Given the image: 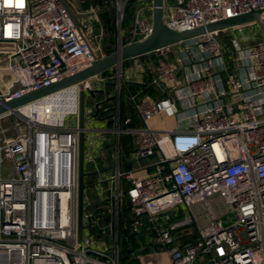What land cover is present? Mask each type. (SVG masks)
I'll list each match as a JSON object with an SVG mask.
<instances>
[{
	"label": "built area",
	"instance_id": "obj_1",
	"mask_svg": "<svg viewBox=\"0 0 264 264\" xmlns=\"http://www.w3.org/2000/svg\"><path fill=\"white\" fill-rule=\"evenodd\" d=\"M65 1L72 11L73 3ZM102 1L104 10L114 11L116 48L152 32V0ZM77 3L79 11L72 13L85 14L78 18L82 32L86 18L98 15L93 5L86 14ZM126 8L131 12L128 35L123 28ZM162 9V22L173 31L253 11L262 31L258 38L250 37L254 31L245 34L247 27L256 25L249 23L151 53L158 57L151 83L168 96L136 101L131 97V114L126 116L121 115L120 95L131 77L122 75L121 65L86 83L84 118L101 121L105 127L86 129L99 138L84 157L85 169L92 168L86 171L97 172L87 188H93L98 203L83 215L87 227L79 251L77 86L1 115L0 122L10 119L12 135L6 134L8 128H0V264H120L119 216L124 199L132 233L138 232L145 217L147 233L167 264H264V0H163ZM82 34L86 41L57 0H0V104L84 69L92 63V54L98 59L107 56L102 44L96 53ZM180 47L184 52L174 56ZM107 83L113 85L108 97L112 104L86 105L89 96ZM54 95L67 105L58 119L57 106L49 100ZM163 103L171 110L169 128L153 124ZM25 106L39 109L41 116L26 115ZM70 116L75 118L71 128L65 125ZM123 135L136 138V161L154 153L156 161L123 171ZM106 145L111 146L112 168L100 173L108 165L99 163L102 156L106 160ZM209 196L229 211L218 214ZM197 204H206L208 210L200 226L191 211ZM170 210L178 220L164 216L167 223H163L160 214ZM227 213H233V220L224 224L220 214ZM190 225L195 240L183 243L178 233Z\"/></svg>",
	"mask_w": 264,
	"mask_h": 264
},
{
	"label": "water",
	"instance_id": "obj_2",
	"mask_svg": "<svg viewBox=\"0 0 264 264\" xmlns=\"http://www.w3.org/2000/svg\"><path fill=\"white\" fill-rule=\"evenodd\" d=\"M58 3L66 10L70 21L72 22L75 29L78 31L79 35L83 40L84 38L81 27L78 22L79 17H84L85 14L75 15L70 10L65 0H57ZM163 0H152V11H151V22H152V32L145 39L124 45L120 48L107 55L102 59H98L94 54H92L93 61L92 63L85 67L84 69L71 74L69 76H64L55 83H52L49 86L43 87L38 90L31 91L26 93L16 99L10 100L0 104V116L8 113H13L19 107H22L28 103L34 102L36 100L42 99L48 95H51L63 88H66L70 85H76L78 88V113H77V159H76V182H77V207H76V250L79 251L81 248V240L83 236V231L86 229L87 225L83 223V215L87 214V210L96 203H90L84 205V195L88 185L85 183L87 177L95 175L97 172H88L85 169L84 165V142L86 128L84 125V110H85V85L86 83L95 75L101 74L108 70L115 69L117 66H120L124 63L125 66H128L129 60L136 59L145 55H149L159 49L176 45L182 41L195 38L205 33L209 32H219L224 29H229L231 27L245 25L249 23H255L260 31H262L261 24L259 22L257 12L253 11L244 15L237 17L223 19L214 23H210L198 28L188 30V31H173L168 29L162 22L163 9H162ZM98 92V91H96ZM106 160L108 165L105 168L100 169L98 172H106L112 168L110 157L106 154ZM128 203V200H126ZM168 216L170 221L175 222L178 219L174 216V213L166 211L160 214V217ZM142 224L146 227V218L142 217ZM147 235L151 237V234L136 233L135 239L140 250L143 252L144 246L140 239L141 236ZM132 248V247H131ZM157 248V246H155ZM124 255L122 258H125L127 255L122 252Z\"/></svg>",
	"mask_w": 264,
	"mask_h": 264
},
{
	"label": "crops",
	"instance_id": "obj_3",
	"mask_svg": "<svg viewBox=\"0 0 264 264\" xmlns=\"http://www.w3.org/2000/svg\"><path fill=\"white\" fill-rule=\"evenodd\" d=\"M86 3L91 4L94 6L95 10L97 11V15L99 20L101 21V13L104 10L102 8L103 1L102 0H86ZM87 5V4H86ZM87 7V6H86ZM102 22V21H101ZM104 25V22H102ZM102 27V26H101ZM105 28V26H104ZM104 37V31L99 35L98 39L100 40V44H102V40ZM186 50V49H185ZM179 51H182V48L180 47L178 50L175 51V55L177 56ZM187 52V53H186ZM185 54L190 57V54H188V51H186ZM121 73L123 76L130 75L131 80L130 81H125L123 86H122V91L125 95L128 96V99L131 101V97L134 98V100H139L142 97H150L152 99H165L166 97H161L160 94L155 95V94H148L143 93V89L139 88L137 89L133 94L132 92H129L128 86L132 85H139L143 86L146 85L149 87L151 90H155L156 87H154L151 83L153 77L149 78V75L147 73L146 68L143 65V62H141L138 58L129 60L128 66H125L124 63L121 64ZM113 72H115V69H112ZM155 75V68H154V74ZM99 89L101 91H104L105 86H99ZM130 95V96H129ZM132 102V101H131ZM170 108L167 106L166 103L162 104V114L160 117H157V119L153 120V124L158 126L159 128H169L171 125V119L170 116ZM126 163L130 164L131 162L136 161L135 160V155H134V150L132 152H126L125 153V158ZM106 161V160H105ZM107 164V161H106ZM141 225L138 227V232L137 233H147L146 227L143 226L142 224V219ZM161 221L163 223H167V220L165 218L161 217ZM131 224H132V216L130 215V209L129 206L126 202V200H123V206L122 210L119 216V233H120V243L124 244L125 247L122 248L124 251L127 250L128 252H131V257H134V260H137L138 264H167V258L163 254L161 248H155L156 245H154L152 238L148 237L147 235H143L140 237L143 246H144V251L139 252L140 248L138 247L135 239V234L132 233L131 229ZM183 231V230H182ZM180 231V232H182ZM193 240V235L190 234L186 236V242ZM132 247V248H131ZM132 259V260H133Z\"/></svg>",
	"mask_w": 264,
	"mask_h": 264
},
{
	"label": "trees",
	"instance_id": "obj_4",
	"mask_svg": "<svg viewBox=\"0 0 264 264\" xmlns=\"http://www.w3.org/2000/svg\"><path fill=\"white\" fill-rule=\"evenodd\" d=\"M87 7H89V4L86 3ZM105 4H102V6L104 7ZM101 21L104 22V26H105V34L102 40V45L101 48L103 50V52L106 55H109L111 53H113L116 50V38H115V28H114V11L110 8H107L105 10L102 11L101 15ZM131 24V12L129 8L125 9V18L123 21V28L125 29V35H128L129 33V26ZM228 40L224 39L223 40V44L224 45H228ZM169 59H172L171 56L168 57ZM141 62H143L144 67L147 70V73L149 75V78L154 77V67L158 61V57L154 54H149V55H145L142 57L138 58ZM107 72V71H106ZM103 72V73H106ZM129 88V92L132 94L139 88L143 89V93H147L148 94H155L158 96V94L161 95V97H166L168 96V93L166 91H163L162 89H160V87H156L155 90H150L148 86L143 85V86H139V85H132V86H128ZM113 91V85L107 83L105 85V89L104 91H98V92H94L92 93L89 98L86 101V105H90L91 102H100L101 103V108L109 106L112 104V100L108 99L109 95L112 93ZM130 96V95H129ZM131 107H132V102L128 99V96L125 95L123 92L120 95V111H121V115L122 116H126L131 114ZM97 116H101L100 113H97ZM136 145V138L131 136V135H123L120 138V148H121V169L123 171L129 170V169H133L139 166H144V165H149L150 163H153L156 161V154H152L151 156H149L147 159H142L139 161H134L131 162L130 164L126 163L125 161V153L126 152H132L135 148ZM103 151L107 154V155H111V146L110 145H106L103 148ZM105 157L102 156L101 161L99 162L100 164H104L106 161ZM87 170H91V166H87L86 167ZM85 182L87 185H90L92 182V178L91 177H87L85 179ZM124 187L127 186V184L124 183L123 185ZM85 195L86 196H90V202H95L97 201V196L94 194V190L91 186H89V188L86 189L85 191ZM93 230V229H92ZM96 232V231H95ZM193 234V230H191V228L188 229H184L182 232L178 233L179 238H183V243H192L195 240V236H193V240L191 239V241L186 242V236ZM122 248L125 247L124 244H121ZM124 253H126V257L122 258V260L120 261V264H138L137 260H132L133 257H131V252H128L127 250L124 249ZM124 254H122L123 257Z\"/></svg>",
	"mask_w": 264,
	"mask_h": 264
},
{
	"label": "rangeland",
	"instance_id": "obj_5",
	"mask_svg": "<svg viewBox=\"0 0 264 264\" xmlns=\"http://www.w3.org/2000/svg\"><path fill=\"white\" fill-rule=\"evenodd\" d=\"M70 2L73 3V7L71 8L73 12H76L77 10L79 11V7H78V3L79 2L82 6L83 11H86V14L88 13L87 11L89 10V7H86V0H69ZM249 25V24H247ZM254 31L253 34L250 35V37L252 36H257V38L260 36V32H259V28L255 25V26H249L246 28L245 30V34L249 35L250 33H252ZM82 32L84 33V35L86 36V38L89 41V44L92 48L95 49V52H97L98 46L100 44V40L98 39L99 35L103 32L101 24L99 22V19L95 16V15H91L89 17L86 18L85 20V24L84 27L82 28ZM231 30L226 31V33H230ZM240 64V63H239ZM65 125L66 127H74L75 125V118L70 116L67 117L66 121H65ZM85 128L86 129H100V128H104L105 125L103 122L101 121H96L93 118L90 117H86L85 118ZM11 126V121L9 118H4L1 122H0V128H8L7 130V135L10 136L12 135L10 132L11 130L9 129V127ZM85 142H84V157L87 155H90V152H92V150L95 148V146L98 144L97 139H99L98 137L95 136L94 132L91 131H86L85 132ZM94 157V155L92 156ZM97 193H100V189L97 190ZM90 196H88L89 198ZM209 200V204L212 206L213 210L216 211L218 214L221 213L224 210L229 211L228 209L224 208L222 204H220L219 202H217L214 199V196H209L207 198ZM90 201V199H89ZM96 202V201H95ZM90 203H94V202H88V200L85 198L84 196V205H88ZM207 205L205 204H197L196 207H192L191 211L194 215V218L196 220V226H200L204 223L205 221V216L204 213L207 210ZM93 209L90 210V212H92ZM184 215H188L187 212L184 213ZM221 216V220L224 224L229 223L230 221L233 220V213H227V214H220ZM191 228V230H193V236H195V228L193 227V225L187 226L186 229ZM93 229V230H92ZM91 233H95L96 229L94 227H90L89 228Z\"/></svg>",
	"mask_w": 264,
	"mask_h": 264
},
{
	"label": "bare ground",
	"instance_id": "obj_6",
	"mask_svg": "<svg viewBox=\"0 0 264 264\" xmlns=\"http://www.w3.org/2000/svg\"><path fill=\"white\" fill-rule=\"evenodd\" d=\"M49 100L51 101V104L54 107H55V105L57 106V110H56V113H55L56 119L60 118L61 115L64 113L65 108L67 107L66 103L57 95L49 97ZM22 111L26 115H29V116H33V117L41 116L39 109H36V111H35V110H33L32 108H30L28 106L23 107Z\"/></svg>",
	"mask_w": 264,
	"mask_h": 264
}]
</instances>
